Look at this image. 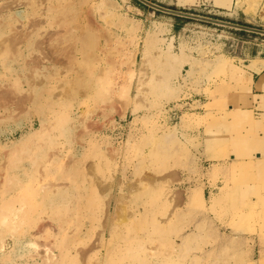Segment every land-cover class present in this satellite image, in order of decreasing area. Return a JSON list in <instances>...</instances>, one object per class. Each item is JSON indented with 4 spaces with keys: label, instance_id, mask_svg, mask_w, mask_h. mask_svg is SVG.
I'll return each mask as SVG.
<instances>
[{
    "label": "rangeland",
    "instance_id": "obj_1",
    "mask_svg": "<svg viewBox=\"0 0 264 264\" xmlns=\"http://www.w3.org/2000/svg\"><path fill=\"white\" fill-rule=\"evenodd\" d=\"M14 1L16 28L42 21L24 56L60 61L0 59V264H264V163L230 155L257 130L228 111L264 35L139 0ZM149 1L264 29V0Z\"/></svg>",
    "mask_w": 264,
    "mask_h": 264
},
{
    "label": "crops",
    "instance_id": "obj_2",
    "mask_svg": "<svg viewBox=\"0 0 264 264\" xmlns=\"http://www.w3.org/2000/svg\"><path fill=\"white\" fill-rule=\"evenodd\" d=\"M237 77L241 82L233 85L235 91L228 99V111L239 125L247 122L249 123L247 130L252 126L257 132L253 133L252 138L247 139L248 143L231 147V160L245 163L252 161L255 165H262L264 163V58L257 56L253 58L248 68ZM254 157L255 160L250 159Z\"/></svg>",
    "mask_w": 264,
    "mask_h": 264
},
{
    "label": "bare ground",
    "instance_id": "obj_3",
    "mask_svg": "<svg viewBox=\"0 0 264 264\" xmlns=\"http://www.w3.org/2000/svg\"><path fill=\"white\" fill-rule=\"evenodd\" d=\"M11 1H13V2H11ZM11 1L10 0H5V2L0 7V30L5 28V25H6V29L10 28L9 26L11 25V30H10V33H9L10 36L7 37L5 40L0 41V59L2 57L6 56V54H7V56L10 59L13 58L14 55H20V56L23 57L25 66L28 67L29 69H32L35 65H37V63L39 62V59H40L39 57H42L43 59L47 58L50 61V63H52V64L57 63L58 61H60V59H58V58H53V56H48V54L45 55V53L43 51H40L41 53H39V56H32L31 58H28L29 56H26V57L24 56V54L22 53V50H20V46L23 43L24 44L27 43L26 47L30 43V45L33 44V46L37 47L38 50H40L41 48L43 49L44 45L37 44V42L36 43L33 42L35 34H34V28H32L36 24H41L42 21L41 20H37V19H33V21H32V19H31L30 20L31 21V25L29 24L30 28H28L30 30H27V31L19 29L18 27L16 28L15 27L16 26L15 22H17L16 21V17H15L16 15L11 12V9H13V7H14L15 1L14 0H11ZM6 15H10L12 18H11L10 21H5L4 22L3 18H6L7 17ZM19 22L21 23V21H19ZM65 24L66 25L63 28V30L65 31L64 35H61L58 43L54 44L52 46L54 47V52H58V53H60L59 55L62 54V55H64L66 57V54L69 55L70 49H69V45L68 44H63V43L67 42L70 39L69 34H70L71 31L69 29V26L67 25V22ZM20 25H19V27H20ZM24 27L25 26H23V28ZM3 30H2V32H3ZM11 31H12V33H11ZM34 43H35V45H34ZM33 46H32V48H33ZM30 47L28 46V48H30ZM41 54H42V56H41ZM32 76L33 75L30 74L28 76V79L30 80L32 78ZM31 80H33V78ZM17 100L21 103L25 99H17ZM47 248H49V247H47ZM47 254H48L47 257H49L50 254L49 253H47ZM50 259H52V258H50Z\"/></svg>",
    "mask_w": 264,
    "mask_h": 264
},
{
    "label": "water",
    "instance_id": "obj_4",
    "mask_svg": "<svg viewBox=\"0 0 264 264\" xmlns=\"http://www.w3.org/2000/svg\"><path fill=\"white\" fill-rule=\"evenodd\" d=\"M139 1H141L142 3L154 8V9H156L158 11H162V12H165V13H170V14H173V15L183 16V17H187V18L198 19V20H201V21L211 22V23H215V24H219V25H223V26L233 27V28H236V29L250 31V32L259 33V34H263L264 35V29H260V28H257V27H252V26H249V25L234 23V22L220 20V19H214V18L205 17V16H200V15H196V14L189 13V12L179 11V10H175V9H171V8H167V7L161 6L159 4L151 2L149 0H139Z\"/></svg>",
    "mask_w": 264,
    "mask_h": 264
}]
</instances>
